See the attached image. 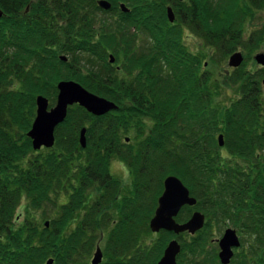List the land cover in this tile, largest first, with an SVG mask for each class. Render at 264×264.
<instances>
[{"label":"trees","instance_id":"1","mask_svg":"<svg viewBox=\"0 0 264 264\" xmlns=\"http://www.w3.org/2000/svg\"><path fill=\"white\" fill-rule=\"evenodd\" d=\"M134 1L123 13L104 11L96 0H0V264H90L105 231L101 264H158L171 239L181 244L177 264H220L214 234L229 223L248 240L231 264H264V70L235 69L231 79L241 95L218 106L212 75L183 44L180 25L208 45L237 48L233 26L204 13L238 18L240 1L182 2L186 18L179 15L175 24L165 16L169 0ZM139 36L147 39L140 53ZM62 80L119 109L96 117L69 107L55 147L35 152L27 133L36 97L54 106ZM132 130L135 143L127 144ZM113 158L129 168L126 192L110 171ZM169 176L197 199L177 222L194 211L206 216L194 236L150 231ZM23 200L25 215H18Z\"/></svg>","mask_w":264,"mask_h":264},{"label":"water","instance_id":"2","mask_svg":"<svg viewBox=\"0 0 264 264\" xmlns=\"http://www.w3.org/2000/svg\"><path fill=\"white\" fill-rule=\"evenodd\" d=\"M97 5L105 11H109L112 8V4L108 0H98ZM121 9L124 13L130 12V9L124 4L121 5ZM3 15L4 12L0 8V19ZM167 16L171 23L175 21V15L171 7L167 9ZM61 60L66 62L67 57L62 56ZM243 61L244 57L242 53L236 52L230 57L229 67L237 69L242 65ZM255 61L258 65L264 67V54L260 53L256 55ZM114 62L115 58L111 55L110 63L113 64ZM262 83L264 86V80ZM57 89V101L52 108H49L50 103L48 98L43 95L36 97V117L31 130L27 134L36 150L42 147L50 149L54 146L55 130L66 120L68 109L71 106L79 105L96 117L104 116L118 109L114 102L90 92L76 81L62 80L57 84ZM86 132L84 128L80 133V144L84 149L87 146ZM218 141L219 145L223 147L224 138L222 135L219 136ZM196 204V198L191 196L189 189L178 177H167L164 180V191L158 200V207L149 224L151 232L159 233L166 231L175 235L187 233L194 236L204 228L206 223L205 215L196 211L185 223H178L176 217L185 206L193 207ZM45 226L49 227V222H46ZM217 242L220 249L218 256L221 264H230L234 256V250L241 246V241L236 230L228 228ZM180 253L181 245L174 239L167 245L158 264H177V258ZM102 260L103 252L100 247H97L91 264H101ZM47 264H54V260H49Z\"/></svg>","mask_w":264,"mask_h":264},{"label":"rangeland","instance_id":"3","mask_svg":"<svg viewBox=\"0 0 264 264\" xmlns=\"http://www.w3.org/2000/svg\"><path fill=\"white\" fill-rule=\"evenodd\" d=\"M155 1L158 2L162 0H155ZM239 1H240L241 9L243 10V12H241V15L238 18H235L234 16H232V14L230 16L229 13H228V16L226 17L223 14L219 15V13H216L215 16L211 15L209 12L204 13V19L209 17L212 23H215L223 28H227L230 25L233 26L232 30L236 31L235 33H239L240 35L239 41L241 43L237 46V48H231L227 50L226 48H221L219 45L218 46L208 45L207 42H205L202 38H200L194 32L190 31L187 27L183 28L182 42L189 49L190 52L201 56L203 63H204L203 72L204 73L208 71L210 72V74L212 75V82L215 85V88H214L215 103H217V105L221 107L230 106V104L233 101L237 100L241 95L239 91L240 85L234 84L233 80L231 79V76L233 75L235 69H232L229 67V60L233 54H235L236 52L242 53L244 57V61L240 68H242L243 70L254 73V74H256L259 70L262 73L263 72L262 70H264V67L259 66L255 61L256 55L260 53L264 54V12H260L261 10L252 12V10L246 7L245 0H239ZM109 2H111L114 8H116V11L120 9L119 8L120 3H125L130 9H132L133 8L132 6H134L137 3L134 0H131V2H129V0H113V2L112 1H109ZM165 16L167 19V14ZM238 24H240V26ZM138 39H139L138 49L137 50L134 49V50L140 53L138 50L142 48V44H144V42L147 39L141 38V36H139ZM140 55L141 54H139V56ZM263 80H264V77L262 81ZM147 131L148 130L145 129L143 134H146ZM135 132L136 130H132L131 133H129L128 135H125V138L128 139V141H126L125 143L127 144L135 143V135H136ZM222 154L225 155V157L229 155L227 151H223ZM110 171L117 179L121 181L124 192L131 189L132 176L130 174L129 168L126 166L125 163H123L122 160H120L119 158H113L110 164ZM92 194L94 196L93 192ZM93 196L88 198L89 201L93 199ZM25 204H26V201L23 200L21 207L18 210V215H25V208H26ZM58 210L59 209L54 208L53 214L55 215L58 212ZM39 215L42 216L41 210L36 212V216H39ZM18 218L20 219V221L22 220L20 216ZM213 226H214V223H213ZM228 228H232L237 231L241 239V243L242 241H246V242L248 241V240H243L244 237L246 236L243 234L242 231L235 228L234 225H232V223H229L227 226H223L221 231L217 230L215 232L214 240H215L216 246H218V244L216 243V240L222 238L224 231L227 230ZM106 233L107 232L105 231V233L102 236V240L98 244L100 245L102 250L104 247V238L106 237ZM154 236L155 238L159 237L158 235L157 236L154 235ZM247 247L248 246H246L245 249ZM218 251H219V246H218ZM94 252H95V249L92 253L89 263L92 260ZM237 256L238 255H236V257Z\"/></svg>","mask_w":264,"mask_h":264},{"label":"flooded vegetation","instance_id":"4","mask_svg":"<svg viewBox=\"0 0 264 264\" xmlns=\"http://www.w3.org/2000/svg\"><path fill=\"white\" fill-rule=\"evenodd\" d=\"M96 1H98V0H96ZM182 2L183 3H186V2L188 3L189 1L188 0H183V1H180V0H169L167 2V5H165L166 13H167V9L169 7L172 8L173 13L175 15V22L178 20V17L181 14H182L183 18H186V14L185 13L187 11H184V10L188 9V7L187 6H183V4H181ZM245 2L247 4L248 9H251L252 12L260 11V10H261L260 12H264V0H245ZM120 4H119V6H120ZM180 25H182V23Z\"/></svg>","mask_w":264,"mask_h":264},{"label":"bare ground","instance_id":"5","mask_svg":"<svg viewBox=\"0 0 264 264\" xmlns=\"http://www.w3.org/2000/svg\"><path fill=\"white\" fill-rule=\"evenodd\" d=\"M111 3V2H110ZM112 4V3H111ZM122 4H124L128 9H130L125 3H121V5ZM121 5L119 6V8H120V12H123L122 11V9H121ZM131 10V9H130ZM124 13V12H123ZM58 96V95H57ZM113 102V101H112ZM117 105V104H116ZM118 107V106H117ZM118 109H119V107H118ZM89 113V112H88ZM94 116V115H93ZM33 124V123H32ZM31 130V129H30ZM81 133V132H80ZM28 134V133H27ZM220 135H222V134H220ZM219 135V136H220ZM218 136V137H219ZM223 136V135H222ZM223 138H224V136H223ZM79 140H80V138H79ZM219 142V141H218ZM31 143H32V140H31ZM55 144H56V138H55V143H54V146L53 147H51L50 149H52V148H54L55 147ZM81 145V144H80ZM220 146V145H219ZM221 147V146H220ZM32 149L35 151V152H39V151H42L43 149H47V148H45V147H42L41 149H39V150H36V149H34V147H33V143H32ZM226 231V230H225ZM224 231V232H225ZM170 233V232H169ZM172 235H174V236H178V235H175L174 233H171ZM183 234H185V233H183ZM181 235V234H180ZM173 239H171V241H172ZM50 260H52V259H50ZM49 261V260H48ZM47 261V262H48Z\"/></svg>","mask_w":264,"mask_h":264}]
</instances>
